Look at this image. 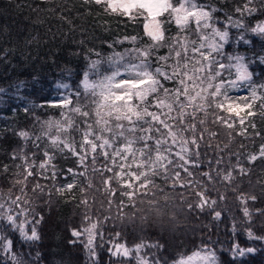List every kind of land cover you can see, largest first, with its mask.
Wrapping results in <instances>:
<instances>
[{"label": "trees", "instance_id": "obj_1", "mask_svg": "<svg viewBox=\"0 0 264 264\" xmlns=\"http://www.w3.org/2000/svg\"><path fill=\"white\" fill-rule=\"evenodd\" d=\"M195 2L217 8L214 15L224 20L226 14L235 18L234 7L244 0ZM249 7L254 15L245 24L250 28L257 21L264 22V0H250ZM162 27L163 43H158L162 49L158 50L144 36L142 19L104 12L102 5L86 0H0V89L5 90L0 93V264H15L12 257L20 264H46L38 241L47 227L55 229L57 238L62 233L72 237L73 230H89L98 264H104L114 238L130 249L139 247L144 264H181L203 247L217 253L218 264L227 260L264 264V245L245 235L249 228L264 235V159L247 162L264 145L261 101L253 105L255 115H244L243 126L237 122L231 127L225 121L232 118L215 107L211 85L203 98L187 96V89L175 91L167 81L160 82L154 93L139 101L135 117L104 110L100 98L83 89L69 107L46 105L64 91L55 88L57 83L79 86L97 53L102 63L99 73L89 74L94 80L112 71L107 59L114 53L127 52L124 62L130 63L136 52L146 50L155 73L164 50L173 57L174 49L187 50V40L198 46L195 25L181 31L174 23ZM250 38L251 43L238 50L245 56L264 54V37L253 34ZM251 70L254 81L264 83V63L257 62ZM21 83L24 86L17 91ZM173 97L178 102L170 105ZM21 130L26 133L23 138L17 135ZM128 139L157 142L171 153L170 158L125 184L120 157L122 142ZM193 142L199 145L198 151ZM47 151L53 158L41 168ZM188 160L199 162V167L189 169L190 174L183 171ZM69 168L75 176L68 174ZM240 168L243 174L237 171ZM68 182L73 183L71 190L62 191ZM201 192L216 201L214 208L197 209ZM241 200L248 203L242 205ZM242 208L247 209V217ZM215 210L222 213L220 220L214 218ZM9 217L23 225L25 232L34 223L35 240L25 239L16 225L6 221ZM233 225L242 247L251 245L261 251L232 258L228 249ZM5 251L11 253L7 259ZM82 253L85 264H91L84 245ZM136 255L133 251L125 262L137 264Z\"/></svg>", "mask_w": 264, "mask_h": 264}, {"label": "snow or ice", "instance_id": "obj_2", "mask_svg": "<svg viewBox=\"0 0 264 264\" xmlns=\"http://www.w3.org/2000/svg\"><path fill=\"white\" fill-rule=\"evenodd\" d=\"M87 3H94L97 6H103V11L119 15L128 20L142 19V30L144 36L151 40L153 43L159 42L164 35L162 25L164 23H174L179 31L185 30L190 22H193L199 35L198 46L193 47L192 56L199 57L203 63L201 64V71L204 74L202 79H207L213 88V96L215 98V107L221 114H226L232 119L225 121L226 126H233L239 123L241 126L245 124L246 116H253L255 113L252 111L253 105L256 101H261L259 111L264 112V83L257 84L253 78V71L251 66L261 61V56H245L238 49L240 45H249L251 38L255 34L258 38L264 37V22L257 21L251 27L245 24L247 18L254 15V11L249 7L250 0H244V3L234 7V13L237 14L234 18L232 14H226L224 20H220L214 14L217 8L199 5L195 0H86ZM220 11V10H219ZM167 14V15H166ZM166 16V18H165ZM222 25V27H221ZM232 30H235L233 36ZM127 39V37H125ZM231 44L233 46L232 52H227L226 47ZM112 47V45H109ZM264 52V51H262ZM97 59L89 62L88 71L83 74L82 80L77 88H72L69 83H57L56 89H63L64 91L57 93L56 99H51L46 102L49 107H62L71 102L74 97L79 96L80 89L84 92L97 93L105 99H117L119 96L127 98L136 92L144 90L145 88L152 90L159 86L160 82H173L179 83L180 76L176 72L165 71L159 66L161 58H157V66L155 67V77L150 71L151 63L147 60L148 52L141 49L136 52L139 63H125L124 54L114 53L108 57L107 62L112 68V71L103 75L102 79H90V73L96 75L100 71L102 58L99 53L96 54ZM123 69V71L121 70ZM127 77V78H125ZM23 83L17 86L23 87ZM246 90L248 95H233ZM0 89V93L4 92ZM45 105H32V107H44ZM27 111V109H26ZM234 118H239L238 121ZM264 119V115H261ZM254 127V125H252ZM246 131V129H244ZM243 135V132L240 133ZM17 135L23 138L26 133L19 131ZM194 147L199 150V145ZM177 150L182 151L181 145L175 146ZM106 155V153H105ZM15 158V154H13ZM51 156L45 152L44 159L40 162V167L44 168L50 161ZM257 159H264V145H262L258 152L252 153L247 157L249 164L255 162ZM191 167H199L198 160H188L184 166L183 171L190 174ZM241 174L244 173L243 168L237 169ZM69 175H76L73 169H67ZM178 178V174H177ZM228 179V177H225ZM72 183L64 185L65 188L71 190ZM200 197L197 209L203 211L206 207H213L216 204L215 200H209L204 193H198ZM255 201L253 200L252 203ZM248 201L241 200L242 205H246ZM243 215H249L246 208H242ZM258 214L259 210H258ZM222 213L218 210L214 211V218L221 219ZM264 215V214H262ZM41 221V217L37 218ZM7 222L10 225H16L17 230L27 240L34 241L36 237V226L33 223L30 231L25 232L24 226L19 224L15 218L9 217ZM92 227H95L93 225ZM237 229L235 225L232 227L233 241L232 246L228 249L230 255L234 259L246 258L249 255H255L261 251V248L255 246L242 247L235 239ZM86 234V235H85ZM246 238L249 241H258L264 245V235L256 234L251 228L245 230ZM73 243H81L83 241L84 247L89 251V260L91 264H98L96 244L89 230H73ZM110 247L108 252L113 259V264H125V259L132 256L135 251L137 255L134 257L137 264H144L143 257L140 255L141 249L128 248L123 243H117L115 238L109 242ZM11 253L5 251L4 257L7 259ZM15 264H20L12 257ZM218 264L217 253L208 247H203L193 253V258L182 260L181 264Z\"/></svg>", "mask_w": 264, "mask_h": 264}, {"label": "rangeland", "instance_id": "obj_3", "mask_svg": "<svg viewBox=\"0 0 264 264\" xmlns=\"http://www.w3.org/2000/svg\"><path fill=\"white\" fill-rule=\"evenodd\" d=\"M190 24L194 25L193 22H190L188 25ZM233 34H235V31H233ZM196 35L199 44L200 34L197 32V30H196ZM158 43L162 44L163 38L159 42L154 43L155 47H157L156 49L161 50L162 46H159ZM185 47L187 50L178 51L174 49L172 54L173 57L165 54V52H167L168 49L161 52L163 53L160 62L161 67L165 71H172L179 74L180 76L179 83L175 81V77L173 78V82H168L170 84L169 86L171 87L173 86L174 90L176 89L175 91H177L179 87L181 89L182 88L187 89V94H186L187 96L190 97L203 96L204 98L206 95L205 92L208 89H210L211 84L208 82L207 79H202V77L204 76V74L201 71V64L203 63V61L199 57L192 56L191 54L192 49L195 46L192 43H190L188 40L186 41ZM189 48H191V50L188 51ZM226 51L232 52L233 46L229 44L228 47H226ZM133 60H136L137 62L136 61L132 62ZM133 60L130 63L134 64L140 62V58H138L137 56ZM121 70L123 71V69ZM151 72L153 74V77L156 79L155 73L153 71ZM169 86L166 91H169ZM157 89L158 87H155L152 90L145 88L144 90L129 95L127 98H124V96H119L115 100L105 99L100 95H98L97 93L94 94L98 96V99L100 98V104L104 108V110H107L110 113L113 112L117 114H124L127 115L128 117H135L136 114L138 113L139 101H144L145 98H147L149 95L154 93ZM173 93L171 94L172 96ZM233 95H248V93L246 90H242L239 93H233ZM161 98L162 99L164 98V104L168 105V103L166 102L167 97L163 96ZM176 99L177 98H175V100L170 99L169 100L170 105L174 101L178 102V99L177 100ZM71 102L64 106L69 107ZM159 105L162 109H164V106L160 100H159ZM170 105H169V109H170ZM152 112L154 114H157L158 110H154ZM244 115L245 114L242 113V116ZM238 119L239 118H236V120ZM121 152L122 154L120 157V176L123 178L125 184H129L132 181L138 180L140 174L145 173L147 170H151L163 166L166 163V161L170 158V154H171L169 152L164 151L163 147H159V144L157 142L154 145L145 140H138V139H128L123 141L121 146ZM47 153L51 156V158H53V154L51 151H47ZM43 159H44V155L42 157V160ZM61 190L68 191V189L65 188L64 186H62ZM73 239H74L73 236L72 237L70 235L65 236L63 235V233L61 237L57 238L55 229L51 231L50 227H47L42 232L41 241H38L39 244L41 242L40 249L43 252L44 260L46 264H85L84 255L82 253L83 243L81 241V243L74 244ZM104 260H105L104 264H113V259L110 256L109 252L106 253V255H104ZM125 264H127V262H125ZM197 264H199V262H197ZM227 264H234V263L233 261L227 260Z\"/></svg>", "mask_w": 264, "mask_h": 264}]
</instances>
